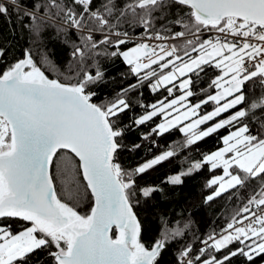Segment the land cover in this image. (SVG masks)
<instances>
[{
  "label": "snow or ice",
  "instance_id": "obj_1",
  "mask_svg": "<svg viewBox=\"0 0 264 264\" xmlns=\"http://www.w3.org/2000/svg\"><path fill=\"white\" fill-rule=\"evenodd\" d=\"M0 19L32 44L11 60L0 44V264H160L173 245V264H264V0H0ZM45 31L63 68L37 47ZM115 60L131 79L108 93ZM174 130L183 140L153 152ZM177 157L164 183L203 174V203L226 217L205 233L162 217L145 243L137 209L164 190L137 180Z\"/></svg>",
  "mask_w": 264,
  "mask_h": 264
},
{
  "label": "trees",
  "instance_id": "obj_2",
  "mask_svg": "<svg viewBox=\"0 0 264 264\" xmlns=\"http://www.w3.org/2000/svg\"><path fill=\"white\" fill-rule=\"evenodd\" d=\"M12 19L17 24L19 23L18 21H15L14 16ZM41 39L42 43L37 45V47L46 49L53 62L60 68H63L69 58L68 48L56 39L51 31H45ZM5 42L9 49V60L13 57H19L25 49L32 47L31 37L27 33H22L17 29L13 34V25L11 23H5L3 19H0V44ZM104 67L106 69L109 83L103 91L111 93L113 90L130 82L131 78L124 79V75L127 73V67L120 60L108 61ZM50 71L47 72L49 77L56 78L58 72L54 69L53 71ZM208 72L209 76L201 75L200 79L197 81L198 85L207 87L209 77L214 74V70L208 69ZM143 93V100L146 103H152L157 99V95L151 94L147 88L143 89ZM198 95L200 94L198 93ZM210 107L211 106H209V110ZM136 111H139V109H136ZM146 130L147 129H137L130 132L128 134L127 143L129 145L132 143H139L141 131ZM226 134V130H221L220 133L206 138V140L200 142L197 146L198 150L196 152H190L189 155L198 157L200 151H214L216 148L222 146L219 136ZM157 139L159 148L153 149V152L163 151L166 145L182 141L183 136L178 131L174 130L165 134V137ZM153 152H148L143 148L136 152L124 151L120 159L125 166L134 167L138 162L150 158L153 155ZM181 155H183V153ZM180 159L181 157H177L172 162L163 163L137 180V183L140 186L157 185L164 190L163 193H156L150 201L146 204H142V206L137 209L143 223L145 243H151L152 240L157 237L161 229L162 217L172 221H182L185 218H190L194 222L193 230H198L199 233L211 231L213 228H216L221 224L226 217L224 209L221 208L220 211H217L224 201H218L211 207L203 203V196L206 194L202 189L204 182L203 174L186 178L184 184L179 186H171L164 183L168 175L178 171L180 167ZM59 185H61V183L58 180V191H60ZM84 204L85 208L83 212L87 209V201H84ZM175 247L176 246L173 245L163 254L160 264H173V251ZM40 258H43V254L40 255Z\"/></svg>",
  "mask_w": 264,
  "mask_h": 264
},
{
  "label": "rangeland",
  "instance_id": "obj_3",
  "mask_svg": "<svg viewBox=\"0 0 264 264\" xmlns=\"http://www.w3.org/2000/svg\"><path fill=\"white\" fill-rule=\"evenodd\" d=\"M53 71V70H52ZM51 72V71H50ZM61 183V182H60ZM59 187H60V190H61V185H59ZM59 192V191H58ZM84 208H85V204H84V202L82 203V206H80V211L83 213V211H84Z\"/></svg>",
  "mask_w": 264,
  "mask_h": 264
}]
</instances>
